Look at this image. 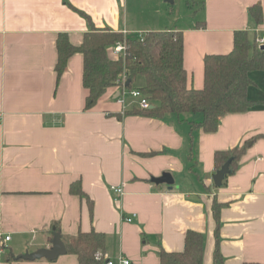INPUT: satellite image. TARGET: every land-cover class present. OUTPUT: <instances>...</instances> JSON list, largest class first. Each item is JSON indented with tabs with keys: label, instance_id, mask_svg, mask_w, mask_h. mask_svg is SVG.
<instances>
[{
	"label": "crops",
	"instance_id": "obj_1",
	"mask_svg": "<svg viewBox=\"0 0 264 264\" xmlns=\"http://www.w3.org/2000/svg\"><path fill=\"white\" fill-rule=\"evenodd\" d=\"M189 1L183 19L166 0H0V264H78L67 253L17 259L49 248L55 226L62 239L102 234L105 258L129 264H160L159 251L181 252L188 231L203 237L202 264H214L216 250L223 264H264V71L248 74L251 108L211 134L190 131L199 115L130 114L137 103L127 96L122 108L116 86L85 110L80 53L55 71L59 35L79 47L92 30L180 32L186 86L201 89L205 56L230 53L236 32L264 36V0ZM244 145L236 172L216 188L214 153ZM164 173L172 186L151 182Z\"/></svg>",
	"mask_w": 264,
	"mask_h": 264
},
{
	"label": "trees",
	"instance_id": "obj_2",
	"mask_svg": "<svg viewBox=\"0 0 264 264\" xmlns=\"http://www.w3.org/2000/svg\"><path fill=\"white\" fill-rule=\"evenodd\" d=\"M252 19L259 24L262 11L258 6L249 9ZM255 35L240 31L234 34L233 49L224 55H207L203 61V87L188 89L187 75L183 67V38L180 32L155 31L142 34V38L124 36L121 33L92 30L83 37L79 47L72 46L65 35L56 40L57 76L66 70L67 60L75 53L83 56V85L88 94L85 110L91 109L105 91L117 85L122 77L128 90H138L149 102L145 110L134 109L132 115L161 119L167 114L176 116L199 115L200 121L188 122L190 131L201 130L206 134L217 131L220 120L230 114H241L251 108L246 97L251 81L248 74L264 71V50L257 48ZM124 43L125 56L114 58L109 50L116 43ZM139 79L142 85L133 86ZM246 145L228 151L214 153L216 171L230 160L229 169L234 174ZM70 192L80 198L79 187L71 186ZM221 205L213 203L214 218H218ZM58 232L57 226L52 235ZM217 234V232H216ZM66 253L75 255L78 264H103L96 259L104 250V236L94 230L78 232L75 237L62 239ZM160 264H202L203 237L188 231L181 252L158 253ZM214 264H223L218 251L214 252ZM256 264V263H244Z\"/></svg>",
	"mask_w": 264,
	"mask_h": 264
},
{
	"label": "built area",
	"instance_id": "obj_3",
	"mask_svg": "<svg viewBox=\"0 0 264 264\" xmlns=\"http://www.w3.org/2000/svg\"><path fill=\"white\" fill-rule=\"evenodd\" d=\"M124 36H127L123 34ZM138 38H142V34L138 35ZM255 43L257 48H261L264 46V36L257 37L255 39ZM112 55L114 58H120L125 56L126 46L124 43H116L111 49H110ZM126 79L122 77L119 81H117L116 87L118 88V97L116 98V102L122 106V108L125 106V98L127 96H130L132 99H134L137 103L138 109L145 110L149 107V102L145 97L142 96V94L138 90H128L125 86ZM112 193L115 195V199H118L123 194V188L122 186L112 187L111 188ZM132 219L128 218L126 219L127 222H130ZM9 237L5 238V241H8ZM96 259L102 260L103 264H129V261L123 258H118L117 260H111L108 258H105V256L102 253L96 254Z\"/></svg>",
	"mask_w": 264,
	"mask_h": 264
},
{
	"label": "water",
	"instance_id": "obj_4",
	"mask_svg": "<svg viewBox=\"0 0 264 264\" xmlns=\"http://www.w3.org/2000/svg\"><path fill=\"white\" fill-rule=\"evenodd\" d=\"M168 3H173V0H166ZM260 50H264V46L260 48ZM128 85V82L125 83V86ZM118 96V95H117ZM230 160L224 163L220 169H218L214 175L212 176L213 185L216 188H221L226 177L231 173L229 169ZM151 182L154 184H166L168 186H172L174 181L170 174L164 173L159 178L151 179ZM66 254L65 246L61 240V236L58 232H55L52 235V239L50 240V247L46 249H40L30 254H25L19 256L17 259H22L26 261H35L40 259H46L48 261H54L59 256Z\"/></svg>",
	"mask_w": 264,
	"mask_h": 264
},
{
	"label": "rangeland",
	"instance_id": "obj_5",
	"mask_svg": "<svg viewBox=\"0 0 264 264\" xmlns=\"http://www.w3.org/2000/svg\"><path fill=\"white\" fill-rule=\"evenodd\" d=\"M185 0H175V2H174V4H170V8H173L175 11H179L183 16H182V18L183 19H186L187 17L186 16H184L185 15V12L186 11H190V13L192 12V11H194V9H192V5H191V3H189V5H188V7L186 8V4H185V2H184ZM186 1H188V2H190L189 0H186ZM142 81L140 80H138L136 83V85H139V84H142L141 83Z\"/></svg>",
	"mask_w": 264,
	"mask_h": 264
}]
</instances>
